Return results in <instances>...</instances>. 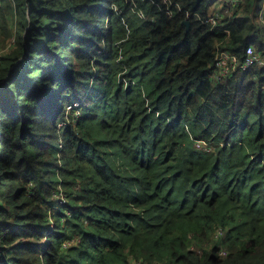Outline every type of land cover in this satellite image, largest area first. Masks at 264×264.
<instances>
[{"label":"trees","instance_id":"obj_1","mask_svg":"<svg viewBox=\"0 0 264 264\" xmlns=\"http://www.w3.org/2000/svg\"><path fill=\"white\" fill-rule=\"evenodd\" d=\"M209 4L0 0V264H264V66L210 75L264 38Z\"/></svg>","mask_w":264,"mask_h":264},{"label":"built area","instance_id":"obj_2","mask_svg":"<svg viewBox=\"0 0 264 264\" xmlns=\"http://www.w3.org/2000/svg\"><path fill=\"white\" fill-rule=\"evenodd\" d=\"M249 1H254L249 4ZM246 5H249L248 13L254 15V21L260 26V31L264 38V0H210V4L204 20L211 26L217 27L221 20L232 14L242 15L245 12ZM223 39L215 42L214 67L210 73L211 80H223L227 75L236 70L246 68L252 64L264 66V56L253 42H249L244 46V53L240 57L236 51L229 48L227 45L230 29L224 27ZM77 101L68 104L67 108L74 106ZM79 110L76 109V112ZM197 145L206 147L205 144L196 142ZM63 200V198H62Z\"/></svg>","mask_w":264,"mask_h":264},{"label":"rangeland","instance_id":"obj_3","mask_svg":"<svg viewBox=\"0 0 264 264\" xmlns=\"http://www.w3.org/2000/svg\"><path fill=\"white\" fill-rule=\"evenodd\" d=\"M10 21V20H9ZM257 21V20H256ZM13 36L9 37L6 42L0 46V54H2L3 51H5L8 48V45L10 43V41H12ZM55 138H58L57 135L54 136ZM196 143V142H195Z\"/></svg>","mask_w":264,"mask_h":264},{"label":"water","instance_id":"obj_4","mask_svg":"<svg viewBox=\"0 0 264 264\" xmlns=\"http://www.w3.org/2000/svg\"><path fill=\"white\" fill-rule=\"evenodd\" d=\"M182 22L186 25V28H188V26H189V18L183 19Z\"/></svg>","mask_w":264,"mask_h":264}]
</instances>
